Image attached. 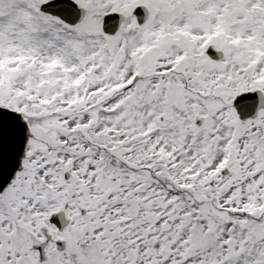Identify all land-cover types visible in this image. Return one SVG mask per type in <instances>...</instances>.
<instances>
[{
    "label": "snow or ice",
    "instance_id": "snow-or-ice-1",
    "mask_svg": "<svg viewBox=\"0 0 264 264\" xmlns=\"http://www.w3.org/2000/svg\"><path fill=\"white\" fill-rule=\"evenodd\" d=\"M0 264H264V0H0Z\"/></svg>",
    "mask_w": 264,
    "mask_h": 264
}]
</instances>
